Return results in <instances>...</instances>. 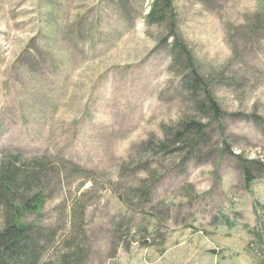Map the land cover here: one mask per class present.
Wrapping results in <instances>:
<instances>
[{
  "label": "rangeland",
  "instance_id": "rangeland-1",
  "mask_svg": "<svg viewBox=\"0 0 264 264\" xmlns=\"http://www.w3.org/2000/svg\"><path fill=\"white\" fill-rule=\"evenodd\" d=\"M155 2L0 0V158L54 167L45 258L78 234L80 264H264V0Z\"/></svg>",
  "mask_w": 264,
  "mask_h": 264
},
{
  "label": "trees",
  "instance_id": "trees-1",
  "mask_svg": "<svg viewBox=\"0 0 264 264\" xmlns=\"http://www.w3.org/2000/svg\"><path fill=\"white\" fill-rule=\"evenodd\" d=\"M174 12L173 0H158L148 16L152 20L160 19L161 15H172ZM177 49L179 58L192 61V55L186 46L181 44ZM191 69L192 90H204L202 78ZM199 108L204 113H214L216 118L222 117L219 104L209 92L206 99L199 101ZM206 130V124L194 122L177 133L173 141L177 145L185 144L194 148L205 138ZM160 147L166 148L164 143H161ZM168 150L169 148H166V151ZM258 166L264 169V162H259ZM52 171L54 167L45 156L26 157L22 151H18L0 158V219L4 222L0 228V264H80L78 234L63 242V251H57L56 256L45 258L46 246L42 244L40 230H37L40 228L42 231V227L28 219L29 215L39 217L42 214L46 204L44 186ZM254 179L255 177L246 171L249 185ZM74 216L84 221V211H76ZM70 240H73L72 244L69 243Z\"/></svg>",
  "mask_w": 264,
  "mask_h": 264
}]
</instances>
